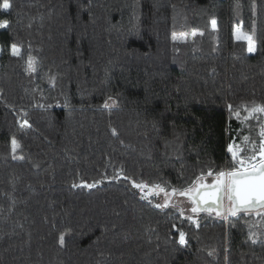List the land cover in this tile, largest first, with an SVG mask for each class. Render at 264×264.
<instances>
[{
	"label": "trees",
	"instance_id": "1",
	"mask_svg": "<svg viewBox=\"0 0 264 264\" xmlns=\"http://www.w3.org/2000/svg\"><path fill=\"white\" fill-rule=\"evenodd\" d=\"M263 145L264 0H0V264H264Z\"/></svg>",
	"mask_w": 264,
	"mask_h": 264
},
{
	"label": "water",
	"instance_id": "2",
	"mask_svg": "<svg viewBox=\"0 0 264 264\" xmlns=\"http://www.w3.org/2000/svg\"><path fill=\"white\" fill-rule=\"evenodd\" d=\"M178 195L196 202L197 211L225 214L229 210L235 214L261 209L264 207V161L254 167L233 172L227 177L222 174L216 183L201 187L195 192L190 189Z\"/></svg>",
	"mask_w": 264,
	"mask_h": 264
},
{
	"label": "rangeland",
	"instance_id": "3",
	"mask_svg": "<svg viewBox=\"0 0 264 264\" xmlns=\"http://www.w3.org/2000/svg\"><path fill=\"white\" fill-rule=\"evenodd\" d=\"M234 35H235V37L237 38V39H243V40H246L247 42H249V45H250V49L251 50H254V43L252 42V39H251V35L249 34V33H247V32H245L243 29H242V27H241V25H236L235 26V28H234ZM260 157L257 159V161H256V163H254V166H256V165H258V164H260L261 162H263L264 161V145H263V148H262V151H261V153H260V155H259ZM253 166V167H254ZM244 169H248L249 167H248V165H243L242 166ZM227 177V176H226ZM228 179V178H227ZM155 190H157V193L159 194H157L156 196H158V203L159 204H164V199H163V197H161L162 195H161V191H160V188H157V187H155V186H150L149 187V191L150 192H153L154 194H155ZM152 193V194H153ZM161 195V196H160ZM170 199H173V194L172 193H167L166 194V200L168 201V200H170ZM177 201H178V203L180 204V205H186V206H189V207H191V209H193V210H195V211H197V209H196V206H195V204L193 203V201L191 200V199H189L188 197H186V196H180V197H177Z\"/></svg>",
	"mask_w": 264,
	"mask_h": 264
},
{
	"label": "flooded vegetation",
	"instance_id": "4",
	"mask_svg": "<svg viewBox=\"0 0 264 264\" xmlns=\"http://www.w3.org/2000/svg\"><path fill=\"white\" fill-rule=\"evenodd\" d=\"M218 179H219V178H217V179H204L203 181L198 182V184L196 185V187L193 188V192L197 191V190H198L199 188H201V187H205V186H207V185H209V184H214V183H216ZM193 203H194L195 206H196V202H193Z\"/></svg>",
	"mask_w": 264,
	"mask_h": 264
}]
</instances>
